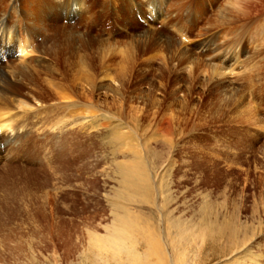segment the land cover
Wrapping results in <instances>:
<instances>
[{
    "label": "bare ground",
    "instance_id": "1",
    "mask_svg": "<svg viewBox=\"0 0 264 264\" xmlns=\"http://www.w3.org/2000/svg\"><path fill=\"white\" fill-rule=\"evenodd\" d=\"M75 1L0 0V143L33 141L38 145H72L77 151L72 166L78 175L60 174V166H55L54 170L63 182L73 180L82 186L84 173L89 169L98 172H95L96 163L91 166L87 162L90 168L84 160L88 148L94 151L98 146L94 140L85 145L84 130L101 127L111 130L109 134L102 135L107 140H104L106 145L99 144L108 151L113 172L120 176L119 184L115 186L118 187L117 192L108 199V216L117 234L110 239L97 237L96 227L100 225L102 216L98 219L97 215L90 216L85 227L95 234L88 233L87 246L82 245L87 247L81 253L85 264H206L213 257L236 264L234 257L237 255H242L241 264H264V241H258L262 237L260 223L251 228L237 229V234L242 232L241 237L235 230L231 231L230 236L233 237L222 238L223 245L217 238L206 237L211 246H207L205 259L202 250L197 248L196 238L191 237L185 242L181 238V232L187 226H182L183 222L179 221L180 212L176 213L179 209L170 208L173 200L168 195L170 186H165L164 179L169 167L161 168L152 163V159L158 157L153 146L171 148L184 133L183 128H179L175 110L183 105L189 89L180 91L183 100L177 101L180 88L173 86V91L164 88L157 98V86H149L143 91L139 84H130L138 65L157 59L167 73L179 77L185 75L190 87L199 84L208 91H214L213 95L223 109H238L242 106V95L231 89L228 94L222 85L232 84L235 82L233 79L238 80L242 75V71L236 70L240 66L239 50L229 53L214 45L213 40L191 38V24L173 21L172 16L175 17L178 10L170 7L164 11L167 0H136L137 12L132 9L135 7L133 0H125V6L121 0H112L111 10L116 13V21L110 24L111 32L101 29L99 34L91 35L90 30L97 26L95 16L98 12L93 10L97 9V4L95 0ZM155 1L157 9L152 13ZM254 2L244 0L242 13L233 9L231 17L225 16L222 21L231 25L247 20L248 7ZM99 6L108 11L107 0H101ZM72 17L82 20L86 33L58 25L59 22L68 24ZM137 17L145 24L144 28L138 24ZM156 23L164 27L165 32L170 29V35H166ZM116 34L123 36L117 37L118 41H109ZM258 34L257 38L264 41L263 31ZM103 35L105 39L101 38ZM96 46L103 48L95 49ZM114 49L122 55L119 54L122 63L118 66L117 78L105 75V71L114 66L113 60L110 63L105 60ZM101 96L106 99L101 101ZM91 184L96 186L94 181ZM145 216L151 224L144 221L142 217ZM78 229L70 221L56 227L51 236L57 239L73 235L81 237ZM13 240L0 237V264H48L46 258L40 262L33 254L23 255L20 242L14 247L7 246Z\"/></svg>",
    "mask_w": 264,
    "mask_h": 264
},
{
    "label": "rangeland",
    "instance_id": "2",
    "mask_svg": "<svg viewBox=\"0 0 264 264\" xmlns=\"http://www.w3.org/2000/svg\"><path fill=\"white\" fill-rule=\"evenodd\" d=\"M121 1L125 6L127 2ZM191 1L193 0H167L165 5L168 6L164 7V11L175 7L178 12L175 11L177 14L175 17L172 16L173 21L191 24L189 30L191 38L213 40L214 45L220 46L229 53L235 49L239 50L240 66L236 70L242 71V75L238 80L233 79L235 82L232 84L222 85V89L228 94L230 89L232 92H237L239 96L241 94L242 106L238 109L229 107L228 112L226 108L223 109L218 104V100L213 95L214 91H208L206 87L199 84L190 87L188 80H185L187 79L185 75L179 77V75L173 76L175 74L167 73L157 59L152 61L153 63L150 62L151 64L138 65L135 68V77L131 78L130 84H139L143 91L149 86H157L158 92L155 93V95L158 94L157 98H160L159 93L164 88H168L167 91H173L174 87L180 88L179 95L183 90L189 89V95L184 99L183 105L181 104L182 107L175 110L179 128H183L182 131H184L181 137L183 135L186 137L178 138L176 146L168 147L170 150L165 146H153L159 158L152 159V163L155 162V165L165 169L169 167V171L164 173V179L165 186H170V188L167 187L168 192L171 193L168 195L173 200L170 208L179 209L176 211V213L180 212L178 213L179 221L183 222H180L182 226L184 224V227H188L182 230L181 238L185 239L184 242L191 237L196 238L197 248L202 250V257L205 259V254L208 253L206 249L211 246L210 240L206 237L217 238L223 245L224 237H233V235L230 236L231 231L235 230L237 234L239 231L237 229L240 227L241 229L244 226L251 228L260 223L262 237L259 236L261 239L258 241H264V41L257 38L258 33L263 31L264 39V0H255L248 7L247 20L231 25L222 21L225 16L231 17L234 12L231 0H196V4ZM94 2L97 4V9L95 7L93 10L99 15L95 16L97 26L90 30L91 35L99 34L101 29L111 32L110 24L112 25L113 20L116 21V13L113 14L109 4L106 11L105 8L98 7L101 0ZM137 22L141 28L145 27L139 18ZM107 23L109 24L106 25ZM156 24L160 27L159 23ZM58 25L69 27L77 33L80 31V33H86L84 23L78 17L70 18L68 24L59 22ZM160 29L164 31V27ZM137 30L140 28L138 27ZM167 31L169 33L165 31L164 33L169 36L170 29L167 28ZM120 36L123 35L116 34L113 37L115 39L112 38L109 41H118ZM101 38L105 39L106 36L103 35ZM119 47L122 49V46ZM96 48L102 49L103 46H96ZM116 51L114 49L109 52L105 58L109 63L113 60L114 66L111 65L112 67L105 71V75L109 74L112 78L119 77L117 69L122 63V55ZM116 55L120 60L116 59ZM161 85L162 87H159ZM178 94L176 100H183V96ZM233 98L237 100L235 96ZM100 99L102 101L106 98L101 96ZM180 109L183 112L179 111ZM110 131L102 127L84 130L85 145H89L88 142L93 140L98 144L94 151L88 148L84 160L89 167L90 164L91 166L97 164L95 172H98L94 173L89 169V172L84 173L82 186L73 180L63 182L54 170L55 166H60L62 167L59 170L60 174L78 175L76 171H73L72 165L77 151L72 145L71 147L66 144L52 143L38 145L39 143L33 141L21 144L0 143L5 145L6 151V153H0V237L14 238L7 246L14 247L20 242L23 255L33 254L40 262L46 258L49 261L48 264H80L84 262V255L82 256L81 253L87 249V237L90 233L95 234L85 227L90 216L97 215V219L102 216L100 225L96 227L97 237L106 236L105 238L110 239L116 236V229L111 225V218L108 216V199L115 194V191L117 192L118 187L115 186L119 184L120 176L113 172L108 151L102 149V146L106 145L104 142L107 141L102 135L109 134ZM99 143H103L102 146ZM92 151L93 154H91ZM68 162H71V166H68ZM148 163L153 166L151 161ZM93 181L96 182V186L91 184ZM142 218L150 223V219L148 220L146 216ZM70 221L78 226L77 233L81 237L73 235L57 239L51 236V232L56 227ZM237 235L241 237L242 232ZM202 239L205 241L202 242ZM66 243L71 244L67 246ZM241 256L234 257L236 264H241ZM22 263L25 261L23 260ZM206 264L232 263L213 257V260Z\"/></svg>",
    "mask_w": 264,
    "mask_h": 264
},
{
    "label": "clouds",
    "instance_id": "3",
    "mask_svg": "<svg viewBox=\"0 0 264 264\" xmlns=\"http://www.w3.org/2000/svg\"><path fill=\"white\" fill-rule=\"evenodd\" d=\"M231 2L236 12L244 11V0H231Z\"/></svg>",
    "mask_w": 264,
    "mask_h": 264
}]
</instances>
